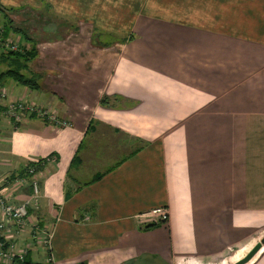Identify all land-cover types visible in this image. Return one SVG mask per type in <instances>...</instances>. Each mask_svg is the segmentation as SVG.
<instances>
[{
    "label": "crops",
    "instance_id": "1",
    "mask_svg": "<svg viewBox=\"0 0 264 264\" xmlns=\"http://www.w3.org/2000/svg\"><path fill=\"white\" fill-rule=\"evenodd\" d=\"M141 4L149 7L139 13ZM0 5L23 16L51 11L74 24L39 39L25 30L5 35L23 50L35 45L23 73L37 82L3 80L6 103L34 104L68 125L35 115L16 125L0 114L1 194L14 205L30 198L29 163L37 164L40 188L21 227L6 221L1 245L51 264L243 257L264 215V0ZM4 19L0 12V25ZM129 20L131 40L123 39ZM97 31L123 37L98 48ZM105 95L133 105L102 106ZM159 207L167 221L144 228L153 223L145 214ZM250 262L264 264L263 247Z\"/></svg>",
    "mask_w": 264,
    "mask_h": 264
},
{
    "label": "built area",
    "instance_id": "2",
    "mask_svg": "<svg viewBox=\"0 0 264 264\" xmlns=\"http://www.w3.org/2000/svg\"><path fill=\"white\" fill-rule=\"evenodd\" d=\"M23 50L22 47L18 45V43L11 39V37H7L4 35V28L0 25V52L3 51H21ZM7 97L6 91L4 88H0V114L5 115L8 117L13 124H19L25 118L35 115L37 117L47 119L51 122H55L61 126H67L68 122L66 121H59L53 115H48L47 111L41 107H38L34 104L26 103L23 101H10L6 103L5 99ZM27 173L31 175V180L29 182V186L31 187V194L30 198L23 201L19 205L9 204L7 199L1 194L0 192V213L4 221H0V234L1 231L6 227V221L10 223H14L16 227H21L24 224L25 218L28 213V206L34 204L35 206L38 205V200L40 196V188L38 185V178L36 176V168L35 165H30L27 167ZM149 218L150 221L159 225L164 224L167 221L168 212L165 207H159L153 209L151 212L145 214ZM50 237L49 233H45L42 246L48 251V255L50 252ZM26 252H23L18 256L22 258ZM50 259V255L48 256ZM14 256L10 253V249H5L0 243V261L2 263H9L12 261Z\"/></svg>",
    "mask_w": 264,
    "mask_h": 264
},
{
    "label": "rangeland",
    "instance_id": "3",
    "mask_svg": "<svg viewBox=\"0 0 264 264\" xmlns=\"http://www.w3.org/2000/svg\"><path fill=\"white\" fill-rule=\"evenodd\" d=\"M46 5H47L46 7L44 6L42 8L47 10V8L49 9V6H48V4H46ZM148 7H149L148 4H141L138 7V8H140L139 13H141L144 10H147ZM3 8H4L5 12L7 13V15L9 16L8 19H10L12 24L14 25L13 28L21 29L20 33H23V31L25 30V32L29 36H31V37L33 36L36 39L37 38L39 39L40 36H52L53 34H57L58 27H61L63 29L64 27H62V26H64V25L65 26H68V25L73 26L74 25L70 21V19L54 16V14L53 15L51 14V11H48V13H45V11L43 13L42 12H35V11H25L26 13H28V15L23 16L24 13H21V9L10 10L5 6ZM120 11H121V8L119 7L118 12H120ZM125 11H126L127 15H129L130 8L128 5L126 6ZM6 13H3V15H6ZM131 24L132 23L130 22V20L127 21V33L129 32L130 34H132V30L130 29ZM70 27L71 26H69V28ZM122 37L123 36H121L119 34H115L113 32H99V31H97L94 33L92 41H93L95 47L105 48V47H108L109 45L113 44L114 42L122 39ZM123 39H127V36L124 37ZM32 40L34 43V39H32ZM33 46H35V45H33ZM32 62H33V60H31L30 62L28 61L26 64L28 65V63H29V65H31ZM263 235H264V215L260 216L259 220L255 219V225H254V229H253V238L250 241H248V243L243 245V248L241 249L242 253L245 254V252L248 249L250 250V248L252 246H254L257 242H259L260 238ZM42 247L44 248V246H42ZM263 248H264V245H263ZM245 249H247V250H245ZM41 252H42V256H37V257H35V259H39L40 257L44 256L43 250ZM232 263L233 262H231V261H227L225 259V257L217 258L212 262V264H232ZM248 264H251V262Z\"/></svg>",
    "mask_w": 264,
    "mask_h": 264
},
{
    "label": "trees",
    "instance_id": "4",
    "mask_svg": "<svg viewBox=\"0 0 264 264\" xmlns=\"http://www.w3.org/2000/svg\"><path fill=\"white\" fill-rule=\"evenodd\" d=\"M0 12L5 13L4 8L0 5ZM3 25H1L4 28V35H6L9 32H21V29L13 28V24L10 19L6 18ZM26 34L25 32H23ZM25 38H27L25 36ZM133 34H130L127 39L131 40L133 39ZM28 39V38H27ZM36 56L35 47L32 46L31 49L28 50H21V51H3L0 52V83L7 79L11 78L14 81H16L19 84L28 86V87H34L37 85L36 80H34L32 77L27 76L23 73V71L27 68V62L33 59ZM100 104L105 107H118L123 105H133L132 101H128L127 99L113 95V96H101L100 98ZM43 159H39V161H42ZM76 161V157L73 158L72 163ZM37 163V162H36ZM32 163H29L28 165H31ZM36 170L38 169L37 164H35ZM21 172V171H20ZM20 172H18L20 174ZM155 223L147 224L144 228H152L156 226ZM51 261L47 262H36L31 259L30 256L25 254L22 258H19L18 256H14L11 262L9 263H0V264H51ZM79 264H86L84 262H81ZM123 264H166L162 261V259L159 256L156 255H142L140 257L128 260L124 262Z\"/></svg>",
    "mask_w": 264,
    "mask_h": 264
},
{
    "label": "water",
    "instance_id": "5",
    "mask_svg": "<svg viewBox=\"0 0 264 264\" xmlns=\"http://www.w3.org/2000/svg\"><path fill=\"white\" fill-rule=\"evenodd\" d=\"M264 245V235L243 257L233 262L232 264H246L249 262L263 247Z\"/></svg>",
    "mask_w": 264,
    "mask_h": 264
}]
</instances>
